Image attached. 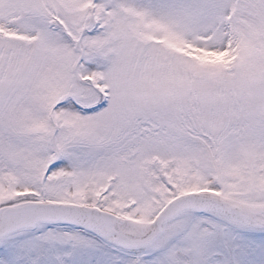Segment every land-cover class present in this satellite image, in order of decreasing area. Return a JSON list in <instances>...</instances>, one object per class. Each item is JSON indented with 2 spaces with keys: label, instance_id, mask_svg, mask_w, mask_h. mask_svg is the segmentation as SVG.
<instances>
[{
  "label": "snow or ice",
  "instance_id": "obj_1",
  "mask_svg": "<svg viewBox=\"0 0 264 264\" xmlns=\"http://www.w3.org/2000/svg\"><path fill=\"white\" fill-rule=\"evenodd\" d=\"M0 264H264V0H0Z\"/></svg>",
  "mask_w": 264,
  "mask_h": 264
}]
</instances>
